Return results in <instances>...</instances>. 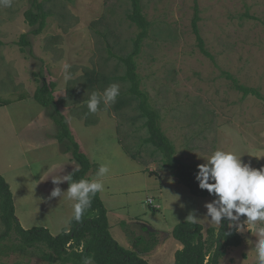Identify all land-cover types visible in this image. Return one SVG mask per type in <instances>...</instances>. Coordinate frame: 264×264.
Here are the masks:
<instances>
[{
    "label": "rangeland",
    "instance_id": "obj_1",
    "mask_svg": "<svg viewBox=\"0 0 264 264\" xmlns=\"http://www.w3.org/2000/svg\"><path fill=\"white\" fill-rule=\"evenodd\" d=\"M196 3L201 34L214 59L197 44L192 26ZM142 4L151 28L137 58L138 73L142 89L161 114L162 128L174 142L177 156L201 164L219 148L234 151L253 168L264 166V0H142ZM27 7L30 0H12L10 7L0 6V97L12 100L0 109V172L11 186L16 217L22 226L46 227L58 235L69 227L74 201L67 199L66 193L50 198L57 186L52 178L68 175L79 164L70 160L71 152L63 151L58 139L50 135L45 118L38 117L43 107L31 99L30 88L21 79L34 70L40 77L35 76L38 84L42 77L56 81L59 100L70 81H64V64L71 66L68 71L72 79L81 76L85 67L122 74L125 67L118 56L132 51L139 29L127 18L131 0L49 1L45 8L50 11V26L44 38L54 35L61 41L53 49L37 41L34 53H26L28 57L23 60L17 47H9L18 33L1 26ZM227 73L262 97L244 95ZM13 77L21 82H14ZM16 84H22L26 99L15 100L16 93L23 91L16 92ZM77 105H61V112L84 152L99 167L109 168V173L98 179L104 184L102 199L111 233L123 246L132 248L133 237H148L145 228L149 225L159 234L155 247L159 250L141 256L151 264H173L176 252L183 247L173 230L189 220L190 213L205 226V233L209 227H220L204 217V204L212 196L194 195L170 171L159 177L163 186L158 192L155 177L144 170L137 172L140 164L151 167L149 172L157 176L168 170H161L160 154H153V146L144 143L148 133L142 129L143 120L137 118L135 107L117 113L110 105L97 111L98 122L91 125L77 116ZM52 110L46 108L44 113ZM120 138L139 152L145 163L129 156L119 144ZM58 186L66 191L67 181ZM151 198L154 201L150 204ZM3 230L0 221V234ZM241 234L244 242L229 248L221 264H256L255 254L246 243L247 239L255 240L254 231ZM0 264L49 263L33 250L0 254Z\"/></svg>",
    "mask_w": 264,
    "mask_h": 264
},
{
    "label": "trees",
    "instance_id": "obj_2",
    "mask_svg": "<svg viewBox=\"0 0 264 264\" xmlns=\"http://www.w3.org/2000/svg\"><path fill=\"white\" fill-rule=\"evenodd\" d=\"M24 14L26 22L33 28L30 33L37 35L43 32L49 11L46 10L42 2L30 0V7ZM127 18L138 27L139 32L133 38L132 51L118 56L125 67L124 73L111 74L96 68L85 67L81 76L68 82L65 95L59 100L56 97L57 83L42 77L34 98L48 110L53 109L48 113L57 126L56 138L62 145L63 151L71 152L73 159L79 164L80 170L71 172L73 180L81 178L90 180L89 173L96 174L99 165L82 151L68 119L61 112V105L78 104L76 107L77 116L83 118L87 124H95L98 122L97 114L89 113L87 109V100L90 94L94 91L102 93L109 85L118 84L120 95L112 107L109 105L110 108L118 113L121 109L135 107L139 111L137 118L143 120L141 127L148 133L143 141L153 146V154H160L161 170H168L174 174L178 181L187 186L194 195L210 196L206 190L199 189L198 183L195 181L194 174L198 164L186 162L177 156L174 142L162 128L160 112L153 107L149 95L142 89L137 58L142 52L144 40L148 37L151 28V22L144 12L142 0H131ZM200 20V8L196 3L192 26L197 44L205 55L214 59L206 48L199 25ZM18 45L22 50L25 46H30L29 34H22ZM227 76L233 80L237 89L243 91L244 95L255 94L262 97L260 92L240 84L231 74L227 73ZM14 89L16 92L18 89L23 90L21 93H16L15 100L28 97L22 84H16ZM11 102V99L0 97V106ZM109 106L101 103L99 110L108 109ZM119 142L129 156L145 163L140 153L133 151L123 138H120ZM72 217L69 227H65L58 235H53L48 228L42 226L24 228L16 217L11 186L0 173V221L4 226V230L0 234L1 255L24 254L38 250L42 258L49 264H83L85 257H92L94 264H151L141 254L155 249L160 242L159 234L145 228L148 237L144 234L133 237L132 248L123 246L111 233L108 209L100 192L92 199L91 207L84 213L80 222L75 221ZM173 236L183 245L176 252L173 264H221L229 248L238 247L244 242L243 235L235 230H230L228 222L223 220L219 228L209 227L206 233L202 223L185 220L174 227Z\"/></svg>",
    "mask_w": 264,
    "mask_h": 264
},
{
    "label": "clouds",
    "instance_id": "obj_3",
    "mask_svg": "<svg viewBox=\"0 0 264 264\" xmlns=\"http://www.w3.org/2000/svg\"><path fill=\"white\" fill-rule=\"evenodd\" d=\"M12 0H0V6L10 7ZM71 66L64 64V81L72 79L68 69ZM120 95V86L111 84L102 93L92 92L87 100L89 113L95 114L99 105H112ZM204 162L197 165L194 174L195 181L201 190H206L213 199L204 204L206 217L210 223L221 225L222 220L228 222V228L237 233L254 231L255 240L247 239L251 252L255 254L256 264H264V166L253 168L250 163H245L234 151L216 149ZM75 167L73 172L79 171ZM109 173L106 165H101L97 177H103ZM53 179L57 185L50 193V198H61L74 201L73 219L82 220L84 213L91 207L92 199L98 192L104 190V184L100 179L73 180L72 173L58 176ZM67 181L68 188L63 191L58 185ZM241 217H244L242 220ZM195 223L198 217L189 214L187 217ZM210 218V219H209ZM230 234V233H229ZM83 264H94L92 257H85Z\"/></svg>",
    "mask_w": 264,
    "mask_h": 264
},
{
    "label": "crops",
    "instance_id": "obj_4",
    "mask_svg": "<svg viewBox=\"0 0 264 264\" xmlns=\"http://www.w3.org/2000/svg\"><path fill=\"white\" fill-rule=\"evenodd\" d=\"M49 1H57V0H43V1H41L40 0V2H42L45 6H46V4H48V2ZM28 9V7L27 8H24L21 12H20V14L18 15V17L16 16V18H14L13 20H10L9 22L10 23H6L5 25H3V26H1V27H3L4 29L6 28V26H9V28L11 27L12 28V30H15L17 33H18V36H17V38H15L16 39V41H12L11 43H9V47H10V49H11V47H17V49L20 51L19 52V57H21V58H23V60H26L27 59V54L26 53H34V46H35V42H37V41H40L41 42V45L40 46H45L47 49H53V48H55V45H57L58 43H60V41H61V37H58V36H54V35H50L49 37H46V38H44L45 36H47V33H46V31H47V29H48V27L50 26V21H49V17L50 16H48V18H47V24H46V27L44 28V30H43V32H41L40 34H37V35H34V34H32V33H30L31 31H32V27L29 25V23H27L26 22V17H25V11ZM46 10L47 11H49V9H47L46 8ZM49 15H50V11H49ZM24 33H27V34H29V39H30V42H31V45L30 46H25V48L22 50V48H21V46L20 45H18V42H19V40H20V37H21V35L22 34H24ZM2 41V40H1ZM3 43H4V40L2 41ZM43 42V43H42ZM45 42V43H44ZM45 44V45H44ZM7 46V45H6ZM5 46V47H6ZM10 49H8V50H6L5 52H4V54L5 53H7ZM40 56H42V55H40ZM40 60H41V58H40ZM18 65H19V63H18ZM17 66V65H16ZM42 70V69H41ZM40 70V71H41ZM36 74L38 75V77H39V74H38V72H36V71H34V70H32L31 72L30 71H27V77L26 78H24V79H21V80H24V81H26L27 82V85L29 86V88H30V92H31V99H33L34 98V95H35V92H36V90L38 89V87H39V85H40V83L38 84L37 83V81H38V79H37V77L35 78V76H36ZM18 77H13V80H14V82H15V80H16V83H17V81H18V83H20L21 82V80H19V79H17ZM40 78V77H39ZM34 79H35V81H34ZM11 80V79H10ZM12 80V81H13ZM54 81V80H53ZM56 82V81H55ZM66 92V91H65ZM65 95V94H64ZM63 95V96H64ZM35 99V98H34ZM58 99V98H57ZM41 105V104H40ZM42 106V105H41ZM6 107H8V105H4V106H0V109H4V108H6ZM43 107V109H40V111H39V113H38V117L39 116H41L42 118H45L44 119V124L45 125H47L49 128H50V131H51V133L52 134H50V135H52L53 136V138L54 137H56V132H57V130H56V124H55V122H54V120L48 115V112L47 113H44V111L46 110V108L44 107V106H42ZM48 117V118H47ZM43 124V125H44ZM72 130V129H71ZM75 136V135H74ZM77 140V139H76ZM78 141V140H77ZM118 142H119V140H118ZM78 143L80 144V142L78 141ZM119 144H120V142H119ZM121 145V144H120ZM119 145V146H120ZM80 147H81V149H82V145L80 144ZM82 151L84 152V150L82 149ZM86 153V152H85ZM87 154V153H86ZM88 155V154H87ZM73 158V156H71V158H70V160H74V159H72ZM90 158V157H89ZM93 162H95V161H93ZM102 164H100V166H101ZM139 167H138V170H137V172L138 173H144L143 172V170L144 171H146V172H148L149 173V175L151 176V177H155V179L156 180H158L159 181V187H158V192H159V190H160V192L162 191L161 190V187L163 186L162 184H161V181H160V179H159V177L162 175V176H164V175H166L169 171H161L160 173H159V175L157 176V175H155V174H153L151 171H153L152 170V168L151 167H146L144 164H143V166L140 164V165H138ZM149 169L151 170L150 172H149ZM1 173V172H0ZM71 173V172H70ZM69 173V174H70ZM170 173V172H169ZM2 174V173H1ZM89 177H90V180H93V179H98L99 177H97L96 176V174L95 173H93V172H90V174H89ZM103 178V177H102ZM177 180H178V178H176ZM179 182V181H178ZM67 184H68V182H67ZM108 190V189H107ZM108 192H109V190H108ZM100 194H101V192H100ZM115 193H112L111 192V195H114ZM102 195H103V192H102V194H101V198H102ZM103 200V199H102ZM154 201L152 198L151 199H149V203L151 204L152 202ZM104 202V201H103ZM153 206H155V205H153ZM151 207H152V205H151ZM158 207H159V204H158ZM19 219V218H18ZM110 225H111V221H110ZM147 228L149 229V230H152V231H157V230H155L154 228H152L151 226H149V225H147ZM159 232V231H158ZM161 236H162V240H163V234L161 233ZM163 243V242H162ZM161 243V244H162ZM182 244V243H181ZM179 248H181L180 247V245H179V247H178V249ZM157 250H159V248H156V249H154V250H152V251H150V252H147V253H142V254H145L144 256H146L147 254L149 255V254H151V253H154V252H156ZM147 255V256H148ZM143 256V257H144Z\"/></svg>",
    "mask_w": 264,
    "mask_h": 264
}]
</instances>
